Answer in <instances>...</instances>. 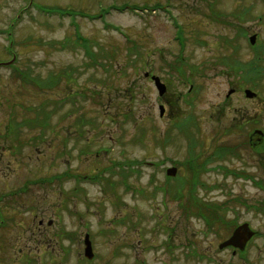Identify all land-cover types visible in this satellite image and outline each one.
<instances>
[{"label":"rangeland","instance_id":"obj_1","mask_svg":"<svg viewBox=\"0 0 264 264\" xmlns=\"http://www.w3.org/2000/svg\"><path fill=\"white\" fill-rule=\"evenodd\" d=\"M249 63L264 0H0V264H264ZM245 221L243 253L219 247Z\"/></svg>","mask_w":264,"mask_h":264},{"label":"water","instance_id":"obj_2","mask_svg":"<svg viewBox=\"0 0 264 264\" xmlns=\"http://www.w3.org/2000/svg\"><path fill=\"white\" fill-rule=\"evenodd\" d=\"M256 38L257 37L255 34L252 35L250 37L251 43H255ZM152 79L154 80V82L156 84V88H158L157 90H159V93L160 94L165 93V91L167 90V87H166L165 83H163L161 81V78L157 75H152ZM247 93L249 96L255 95V92H251L250 90H247ZM160 108H161V114H163L164 113V106L161 105ZM167 173H168V175H175L177 173V167H169L167 170ZM252 234H253V231L249 228V225L245 222L244 224L238 226L234 230L232 236L229 239H227L226 241H224L221 244V247H224V246L229 245V244H233L234 246L243 248L246 240L249 237H251ZM85 243H86V246L84 247L85 248V254L91 258V257H93L94 252H93L92 242H91L88 234H86Z\"/></svg>","mask_w":264,"mask_h":264},{"label":"flooded vegetation","instance_id":"obj_3","mask_svg":"<svg viewBox=\"0 0 264 264\" xmlns=\"http://www.w3.org/2000/svg\"><path fill=\"white\" fill-rule=\"evenodd\" d=\"M242 116H244V114L242 115ZM241 119H242V121H241ZM241 119H240V124L241 125H244V124H246V123H248L247 121L248 120H246V118L244 117V118H242L241 117ZM246 122V123H245ZM251 124V123H250ZM257 134H258V136H257ZM257 136V137H256ZM249 144H250V146L252 147V146H261V149H259V148H257L256 147V150L258 151V153L259 152H261V154L262 153H264V132L262 133V135H261V133H252L251 134V136H250V138H249ZM260 160H262V163H261V165L260 166H258V170L261 172V173H263L264 174V163H263V158L262 159H260ZM79 175H81V174H79ZM264 187V186H263ZM262 205H263V207H264V202H262ZM262 207V206H261ZM35 223V222H34ZM239 224H241V223H236V224H233V225H235V227L233 228V230H232V233H233V231L235 230V228H236V226H238ZM34 232H35V234H36V237H39L40 239H38L39 241H40V244L41 245H44V251L46 252L47 251V247H48V226L47 225H44V221H43V219H39L38 220V223H35L34 224ZM36 230V231H35ZM232 234L230 233L228 236H226V237H224V240H223V242L224 241H226V239H228L230 236H231ZM45 236H46V239H44L45 238ZM221 244V243H220ZM220 244H219V247H220ZM222 249H231V251H232V253L233 254H237V252H239L240 254L241 253H243V251H244V249L242 248H240V249H238V248H236L235 246H233V245H228V246H226L225 248H222ZM238 251H237V250ZM29 254V253H28ZM30 255V254H29ZM27 256L26 257V261H27V263L30 261V256ZM40 263L41 264H43V262L42 261H40ZM47 264H50V262L49 263H47Z\"/></svg>","mask_w":264,"mask_h":264},{"label":"trees","instance_id":"obj_4","mask_svg":"<svg viewBox=\"0 0 264 264\" xmlns=\"http://www.w3.org/2000/svg\"><path fill=\"white\" fill-rule=\"evenodd\" d=\"M154 5V7H159V4H153ZM132 6V8H136V7H138L137 5H131ZM144 8L146 7V6H143ZM79 39H80V37H79ZM81 39L82 40H87L85 37H82L81 36ZM232 60V62H234L235 60L234 59H231ZM236 63V62H235ZM234 63V64H235ZM253 63H249L248 65L250 66V67H253L252 69L253 70H255V72H256V74H262L263 72H264V67H259V65H252ZM179 72L181 73L182 71H181V69L179 68ZM22 76H24V78L25 79H23V81L24 80H29L28 79V77H27V75L26 74H24V75H22ZM253 79H255V78H253ZM133 162H135V160H131V161H129V162H127L128 163V167L130 168V169H132L133 168ZM115 164H113V166H114ZM118 165V164H117ZM189 165H190V169L193 171V173H194V175L198 172V170L196 169V166H194V164H193V162H191V160L189 161ZM122 168H123V170H126V168H125V166L124 165H122ZM197 168H200V167H197ZM126 173V172H125ZM58 177H59V179L61 178V175H57ZM98 175H95L94 177L96 178ZM101 176V175H100ZM57 177V178H58ZM86 177H89V175H87V176H85L84 177V175L83 174H81V175H77L76 176V178H78V180H83L84 178H86ZM52 178V177H51ZM196 178V177H195ZM194 178V180H196ZM55 179V178H54ZM163 189L164 190H168V188L167 187H163ZM181 188H176V192H175V194L173 195V197H175L177 200H182L183 201V199H182V195H181ZM168 193H171V189H169V191H168ZM194 199H195V197H194ZM210 205H212V204H210ZM219 207V206H218ZM217 207V208H218ZM215 208V207H214ZM214 208H213V211H214ZM207 208H205L204 207V209H203V211L204 210H206ZM213 211H211V212H209L210 213V215H208V216H211L212 218L213 217H215V216H217L218 217V215H217V213H216V210H215V214L213 213ZM202 215H204L202 212H200ZM213 213V214H212ZM205 216V215H204ZM208 218V217H207Z\"/></svg>","mask_w":264,"mask_h":264}]
</instances>
